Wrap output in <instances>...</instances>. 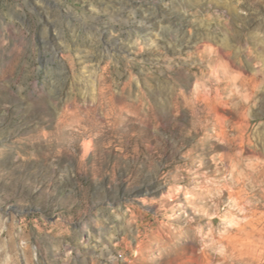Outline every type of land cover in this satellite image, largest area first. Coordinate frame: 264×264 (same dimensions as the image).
Segmentation results:
<instances>
[{
    "label": "rangeland",
    "instance_id": "rangeland-1",
    "mask_svg": "<svg viewBox=\"0 0 264 264\" xmlns=\"http://www.w3.org/2000/svg\"><path fill=\"white\" fill-rule=\"evenodd\" d=\"M0 264H264V0H0Z\"/></svg>",
    "mask_w": 264,
    "mask_h": 264
},
{
    "label": "bare ground",
    "instance_id": "bare-ground-1",
    "mask_svg": "<svg viewBox=\"0 0 264 264\" xmlns=\"http://www.w3.org/2000/svg\"><path fill=\"white\" fill-rule=\"evenodd\" d=\"M236 78H238L240 80L241 84L247 83L246 79L242 78L241 76H236ZM101 100H104V97H101Z\"/></svg>",
    "mask_w": 264,
    "mask_h": 264
}]
</instances>
